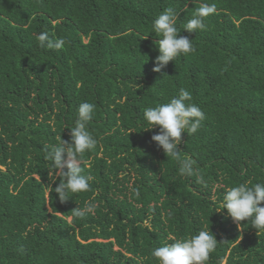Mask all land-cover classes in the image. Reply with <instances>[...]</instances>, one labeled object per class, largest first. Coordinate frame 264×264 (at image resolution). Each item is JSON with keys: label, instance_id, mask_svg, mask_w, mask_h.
Returning <instances> with one entry per match:
<instances>
[{"label": "trees", "instance_id": "16d2710c", "mask_svg": "<svg viewBox=\"0 0 264 264\" xmlns=\"http://www.w3.org/2000/svg\"><path fill=\"white\" fill-rule=\"evenodd\" d=\"M0 264H264V0H0Z\"/></svg>", "mask_w": 264, "mask_h": 264}]
</instances>
